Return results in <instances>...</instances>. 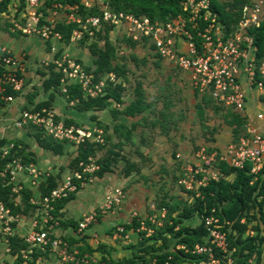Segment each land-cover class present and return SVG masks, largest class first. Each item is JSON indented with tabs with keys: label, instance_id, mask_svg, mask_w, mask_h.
I'll return each instance as SVG.
<instances>
[{
	"label": "built area",
	"instance_id": "obj_1",
	"mask_svg": "<svg viewBox=\"0 0 264 264\" xmlns=\"http://www.w3.org/2000/svg\"><path fill=\"white\" fill-rule=\"evenodd\" d=\"M79 1L85 7H91L95 3L94 0ZM249 2L242 6L241 17L236 27L228 35L224 34L218 13L210 9V0H182L180 3L184 13H179L164 21H152L146 15L136 16L122 12L116 14L103 4L101 18L98 15H90L83 20L78 13L77 4L60 3H53L47 9L48 15H44L39 10L40 0H26L25 11L21 14L23 20L10 19L9 30L24 35H36L44 40H60L61 34L54 30L55 23L61 20L59 12H61L65 23L77 24V27L71 31L70 41L79 40L84 33L92 36L95 30L102 26V21H107L114 26L122 25L134 40L146 38L163 58L174 66L187 71L191 83L200 92L208 90L218 103L243 110L246 94L243 90L241 75L245 74V81L249 87L264 88V56L256 57V46L247 33V28L259 25L264 0H249ZM52 63L54 68L61 70L70 81L80 84L84 95L90 97L103 93L106 78L114 81V75L108 73L95 82L93 74L86 71L84 65L68 53H61L58 57L53 58ZM24 69L23 60L14 55L7 47L0 45V107L13 101V95L6 92L8 88L20 92L23 90L26 83ZM256 118L259 121H264V111L257 112ZM14 126L18 128L37 126L53 139L73 142L76 146L85 139L99 144L105 143L101 127L65 125L62 118L57 117L53 110L45 107L36 111L23 109L14 119ZM12 149V142L0 147V158L8 157L3 167L0 168V183H11V191L20 195L24 182H21L18 175H26L29 184L36 185L43 173L32 162L23 163L20 157L12 154ZM193 154L197 161L187 162L181 167L182 174L178 183L182 184L186 190H192L193 197H200V188L205 186L209 179L218 178V173H212L211 169V165L216 161H225L228 165L239 168L249 161L252 174L262 171L264 169V134L253 123L247 122L245 132L237 142H229L221 151H207L205 146H200ZM78 166L81 167L80 170L65 175L59 184L50 189L47 194L29 198L31 204L34 203L45 208L40 219V227L45 225L46 228L34 229L37 220L33 219L24 240L41 249L49 243L50 249L56 250L59 260L63 264L68 261H72L74 264H85L89 261L96 263L99 260L93 256L89 257L86 252L80 255L77 248H72L69 251L66 242L58 236L52 239L49 237L48 230L57 223L55 221L49 223V220L52 219L49 211L53 207V202L66 196L67 192L85 186L87 178L91 177L87 174L98 169V164L93 157H88L87 162H79ZM75 179L79 180L78 185L74 182ZM124 195L122 188H107L100 208L104 210L119 206ZM260 198L264 199V190ZM165 214V207L158 208L154 203H151L150 212L145 217L138 219L136 231H143L144 236H150L154 230L153 226H160L163 223ZM17 217L18 215L15 217L10 215L9 208L0 201V222L2 223L1 232L4 241L13 230L9 222L16 220ZM95 220L96 212L83 214L78 219L77 233H82ZM146 221L149 222L148 225ZM202 222L206 230L205 240L202 244H195L191 250L192 253L200 255V257L189 264H235L233 254L237 248L235 245L230 247L227 240V226L230 222L228 220L220 222L213 207L203 216ZM249 235H253V232L249 231ZM114 237L128 240V233L123 225L115 226ZM93 238L96 241V235H93ZM23 256L26 257L24 252ZM169 258H171L170 255L164 262H158L154 258L151 264H166ZM253 260L254 254L248 258L247 262L253 264ZM0 264H4V262ZM100 264L105 263L100 262Z\"/></svg>",
	"mask_w": 264,
	"mask_h": 264
},
{
	"label": "trees",
	"instance_id": "obj_2",
	"mask_svg": "<svg viewBox=\"0 0 264 264\" xmlns=\"http://www.w3.org/2000/svg\"><path fill=\"white\" fill-rule=\"evenodd\" d=\"M182 0H103L100 3H94L91 7H85L79 0H40L39 10L44 15H48L47 9L51 7L53 3L60 4H77L78 13L84 20L90 15H98L102 17V6L104 5L108 10L113 13L122 12L124 14H133L136 16L146 15L150 20H167L179 13H184L181 8ZM245 3H250L249 0H210V9L215 10L218 13V19L223 27L225 35H228L235 27L238 20L241 17V8ZM103 4V5H102ZM26 0H0V26L1 20L4 26L1 29H6L11 35L20 34L19 32H11L8 28L11 26L10 19L21 21L23 18L21 14L25 11ZM7 16H10L7 17ZM102 26L95 30L92 36L84 33L82 38L79 39L80 43H85L91 56L92 63L89 66H85L86 71L93 74V80L99 81L106 76L108 72H113L115 76L121 77V81L115 82L105 79L103 86V93L90 97L84 95V91L80 84L70 81L61 70H56L52 61L46 66L45 70H38L40 74V84H33L31 90L26 94V98L31 103L29 110H40L41 108H51L55 95L57 93L62 94L65 97L66 102L73 101L72 107L79 111H91L90 119L98 126L102 127L105 132V143L99 144L85 139L78 143L76 153L69 160L67 167L73 170H80L78 166L79 162H87L88 157L95 158V162L98 164V169L94 172L97 177H102L105 171H111L112 164L124 159L125 166L123 168V174L129 175L134 170V164L130 163L123 154L119 152L121 149V142L109 143V137L106 134L108 126L98 121L96 114L93 111L109 108L110 111L115 113H122L124 115H138L148 104L144 102V88L140 78H136L133 85V98L124 106L123 109L117 110L111 106V100L116 102H123V91L125 89L124 83L128 79V73L131 72L128 63L132 62L135 66L145 60L138 57L135 52H130L127 55H118V49L121 47V42H125L127 46L133 47L138 43H143L146 38H140L134 40L131 36H125L119 40L115 38L112 42L109 39V32L114 27H121V25L114 26L107 21L101 22ZM76 23H65L63 19L55 23L54 30L61 34V40L68 43L70 41L71 31L76 28ZM247 33L251 36L253 44L256 46V57L261 58L264 56V6L260 23L258 26H252L247 28ZM49 40V39H47ZM143 40V41H142ZM48 49L50 48L49 42ZM151 47L152 44H150ZM62 52L56 51L54 58L58 57ZM156 57L161 58L158 54ZM78 61V59H76ZM79 62V61H78ZM81 63V62H80ZM82 64V63H81ZM25 70V69H24ZM117 78V77H116ZM129 80V79H128ZM41 89V93H45V98H40L38 101H34L35 96L39 93L38 89ZM65 88V90H63ZM7 93L15 96L20 91H13L11 89L6 90ZM196 95V94H195ZM201 101L204 105H208L211 102L209 96H202ZM202 103H199L198 109L201 112ZM168 107L166 102L165 108ZM226 111L221 114L223 121L230 125L232 128L233 140L231 142H237L238 137L243 133L245 128V118H243L238 111L227 106ZM164 108V109H165ZM28 108H24V110ZM52 109V108H51ZM19 116V115H18ZM17 116V117H18ZM16 117V118H17ZM65 125L79 124L69 119L64 120ZM137 123H133L130 127H126L122 123H115L113 126V132L118 138L124 137L128 140L135 130ZM24 127V126H23ZM22 127V128H23ZM35 129L34 136L37 144L50 151L52 154H63V142L53 139L51 136L46 135L42 129L37 126H33ZM242 132V133H241ZM9 142L13 143L12 154L20 157L22 162L28 164L29 162H35L34 153L30 150L29 142H24L19 138H1L0 147ZM118 148V150H114ZM100 153V154H99ZM8 157L0 158V168L3 167ZM216 165L222 172V176L217 180L209 179L205 186L200 188V197H193L192 190H186L185 187L178 183V179L181 176L180 171L178 176L172 177L173 183L178 185V188L182 190L184 197L168 195V198L157 200L156 207H165L166 214L163 218V223L160 226H153L154 230L150 236H144V232H139L141 236L140 240L133 247V251L130 255L125 257H113L111 251L105 248V245L99 244L96 248H91L88 245H74L78 241H83L79 238L60 237L68 246V250L77 248L80 255L88 252V256L91 257L94 251L101 253L98 262H88L85 264H151V261L155 258L158 262L165 261L170 255L166 264H189L192 261L199 259L200 255L192 253V249L195 244H202L206 237V230L203 227L202 218L210 211V208H214L215 214L219 217L220 222L228 220L230 224L227 226V240L229 246L237 248L234 252L235 264H249L248 258L254 254V263H260V257L264 252V201L259 200L258 197L264 190V169L257 174L250 172L251 163L245 162L243 167H233L228 165L225 161H216ZM138 170V169H137ZM63 169L59 170L55 174H49L46 176L38 186L40 195L43 196L49 192L50 189L57 186L61 181ZM21 175H18V177ZM231 176V177H230ZM230 177V178H229ZM23 182V179H21ZM77 183L79 181L77 180ZM11 183H0V201L9 208L10 215L14 216L18 214H29L32 210V214L39 210L38 214L41 216L44 214V207L37 204H31L29 197L32 195V190L28 188H21V202L20 204H14L13 198L17 195L11 191ZM74 191L67 192L66 196H63L53 202V207L49 211L52 219L49 223H53L59 216L62 215L60 211L61 207L65 205L70 199L74 198ZM38 216V215H35ZM197 217L195 223H191L193 218ZM243 219V221H241ZM255 221L254 223L252 221ZM40 220H38L39 222ZM61 223L65 225L76 226L75 220L66 219L61 220ZM149 224V222H147ZM9 225L14 228L15 220L10 221ZM36 225H39L38 223ZM138 222L134 219L132 226L136 227ZM248 227L256 230L255 235H248L242 238ZM40 228H46L43 225ZM125 226L124 229H127ZM2 229V227H1ZM52 228L49 231V237L52 239L56 237L53 235ZM235 231L234 235L232 231ZM25 236V235H24ZM24 236H19L12 230L11 234L6 237V245L9 247L11 255L14 256L11 264H36V258L38 255H43L50 249L49 243H47L43 249L30 245L24 240ZM152 240L153 242H150ZM179 245V246H178ZM26 257L23 256V252ZM57 253V252H56ZM58 256V254H57ZM59 258V257H58ZM6 264V262H4ZM8 264V263H7ZM66 264H74L72 261L66 262ZM84 264V263H82Z\"/></svg>",
	"mask_w": 264,
	"mask_h": 264
},
{
	"label": "crops",
	"instance_id": "obj_3",
	"mask_svg": "<svg viewBox=\"0 0 264 264\" xmlns=\"http://www.w3.org/2000/svg\"><path fill=\"white\" fill-rule=\"evenodd\" d=\"M58 15L61 19H63L62 14L58 13ZM119 28H123V26L121 25V27ZM116 30H118V27L112 28V30L109 32V39L112 42L115 41L114 33L116 32ZM4 31H6L9 36L2 37L0 45L7 47L11 50L14 55L23 60L25 64L24 77L26 82L23 90L17 95L13 96L14 98L12 102L15 103L12 104L8 110H6V112L8 111V113L12 114L14 112H19L20 114V112L25 107L29 109L32 106L31 103H29V101L27 100L26 94L29 92L33 84H37L38 86L40 84L39 80L34 81L33 77L31 76L32 74H30L32 78L29 77L28 64L29 61H33V58L35 57L32 53V51L34 52L35 50L34 48H36L37 50H39L40 48L46 49V51L51 56L49 62L53 60L56 51L62 53L63 51H69L70 54L68 52L64 53H68L69 55L75 57L83 65L89 66L92 63V56L88 48L86 47V44L80 43L79 40L69 41L68 43L62 41L61 39L59 41L56 40L57 42L61 43V46H56L57 48H55V44H53L52 42L54 40H44L35 35L37 38H39L40 43H42V45H35L29 42V47L26 49L25 47H23V45L22 49L20 47V44L18 47L15 48L13 44V39L17 40L20 36L30 35H11L10 32H8L6 29ZM123 31L125 32L124 35L128 36V33L126 32L125 28ZM120 36V38L123 37V35ZM48 42L50 44L49 49L47 44ZM145 46H147L148 50L152 48L148 40H145L143 43H138L133 47L127 46L125 42H121V47L129 49L130 52H136V48L138 47L146 48ZM151 51L153 52V50ZM29 52L32 53V57H28ZM141 58L144 59L146 65L148 64L151 67L152 71L155 72V76L159 75L158 77L160 82H156L155 78L147 81L148 74L145 73H142L139 76H136L132 73H128L129 80L127 79L126 83H124L125 89L123 91L122 104L120 102L114 101L113 99L110 100L112 107H115L117 110L123 109L124 106L128 104L133 98V89H131L130 87V82H133V80H136V78L142 77L144 78V102L148 104L147 108H145L140 114L134 116L124 115L120 112L115 113L110 111L107 107L102 110L93 111L96 114L98 121L108 126V129L106 131V134L109 137L108 144L121 142L122 147L119 152L123 154V156H125L130 163L134 164V170H132L129 175L125 176L123 174L125 161L124 159H119V161L111 165V171H105L102 177H97L94 175V172L96 170L91 174H87L94 179V182H92L91 185L86 184L85 186L77 187L76 191L74 192V198L70 199L65 205H63V207H61L59 212H61L62 215L59 216V219L55 220V222L57 223L55 224L51 232L55 236H63L64 238H68L70 236L73 238H79L80 236H82L81 238L83 239V241L80 240L77 243H74V245H83L82 243L84 242L85 245H88L92 249L96 248L99 244H101H96L93 240V235H97L96 232H98L104 235L103 237H100V241H105L110 245L107 246L105 244V248L109 249L110 251H113L114 255H116L115 257L120 258L130 255L133 251V247L141 238L139 232L136 231V227L138 225L136 227L132 226V222L134 221V219L138 222L139 218L145 217L147 213L150 212V204L154 203L156 206V201L163 199V197L165 199L168 198V195L179 196V198L184 197L185 193L180 190V188H178L177 190L175 187H178V185L171 181L172 177L179 175L181 167L184 164H186L187 162L192 163L197 161V158L194 156L193 152L200 146H205L207 151H221L224 149V147H226V144L231 141H234L231 126L226 124L221 117V114L226 111V108H228L226 105L218 103L211 96L208 90L200 92L191 83L187 71L174 66L165 58ZM47 64L42 65V68L37 69L45 70V66ZM108 73H112L114 75L115 82L121 81V77L115 76L113 72ZM180 75H185V81L179 78ZM39 76L40 75H38V77ZM241 78L243 90L246 94L245 106L243 110H237L233 107L232 109L238 111V113L243 118H245L244 126L247 122H251L255 126H257L258 129L264 134V121H259L256 118L257 112L264 111V88L257 89L249 87L245 81V74H242ZM186 86L189 87V89H187V92L190 91V94H192L191 101L185 100V97L183 95L184 87ZM151 88H154V90L152 94L148 92V96H150V94L152 96V99L149 100L147 98L146 91H149ZM38 92L39 93L35 96L34 101H38L40 98H45L46 96L45 93H41L40 88L38 89ZM202 96H209L211 98V103L208 105H204L203 101H201ZM72 102L73 101H69L67 103L65 97L62 94L57 93L55 95L51 107L52 109H50L55 112L57 117L62 118L63 120L71 119L78 123V126H91V124H93V121L90 119V114L92 112L79 111L71 106V104H73ZM166 102L168 103L167 108H165ZM180 103H182L183 105L178 106V104ZM199 103L203 104L201 112L198 109ZM1 108L2 107H0V111L2 110ZM209 112L213 114L211 116L212 120L215 117H218L220 122L216 124L214 122L210 123L208 120ZM84 114L88 116V120H91L89 124H87L86 122L81 124V122L86 121ZM115 123H122L127 128L130 127L133 123H137V125L135 126L136 128L131 134L130 138L126 140L124 137L118 138L115 133L113 134L112 130ZM96 126L98 125L96 124ZM34 131L35 129H33V133ZM242 132H245V128L242 130ZM3 137L5 138L6 136ZM31 137L33 138V140L31 141L30 139L29 141L30 150L34 153V158L36 160L32 163L42 171L43 176L40 178L36 185H30L28 177L26 175H21L20 179H23L24 188L32 190V195L30 197L36 198L40 196V192L38 189L39 183L46 176H48L49 174H55L61 169H63V177L69 174L70 172L75 171H71L67 167V164L71 157H73L76 153L77 146L73 142L61 141L63 142L62 144L64 146L63 154L55 155L52 154L50 151L40 147L35 141L34 136ZM18 138H21L24 142H28L26 138ZM114 150H118V148ZM177 155L179 156L177 157ZM64 161L66 162L64 163ZM211 169L212 173H218V178L223 175L218 166L216 165V162L211 165ZM136 176L138 179H140L141 183L140 186H136L138 190L137 193L134 192L136 188H133L132 186L133 183L137 182V179L134 178ZM130 177L132 180H130ZM77 180L78 179H75L74 182L78 185L79 183H77ZM101 180H105L103 185L96 184L92 188V192L86 191L89 186H92L93 184H95V182ZM107 187H122V189H125L123 190L125 191V195L119 206H115L108 209V212H104V215H99V212L103 211L100 208L102 203L101 197ZM84 190L86 192L85 198L83 200L82 192ZM90 196H93V200L90 198ZM258 199L264 201V199L260 198V196L258 197ZM13 200L14 204H20L21 194L16 195ZM94 211H96L97 215L99 216L98 219H96L97 221L95 220L94 222L89 224L82 233H77L76 227L78 219L83 214ZM38 212L39 210H37V212L35 211V213L32 214L31 210L29 214H18V217L15 220V227L13 228L14 233L21 237L24 236L30 229L33 219H36L37 223L39 224L35 225L34 227V229L38 230L41 226L40 221L38 222V220H40V214H38ZM60 219L75 220L76 226L72 227L71 225H65L64 223L60 222ZM241 220L243 221V219ZM252 222L254 223L255 221L253 220ZM118 224H121L124 227L128 226V228L125 229V231L128 233V240H126L128 242H126L122 238L114 237L115 226ZM1 227L2 223L0 222V263L6 262V264H11L13 262L14 256L11 255L9 247L6 245L3 239ZM249 231H252L253 235H255L256 233V230H253L251 227H248L246 232L243 234L242 238L248 236ZM233 234L235 235L236 232L234 231ZM122 240L127 243V246H123L125 249L127 248L128 250L126 253L120 252L119 249L121 247L119 241L122 242ZM91 256L100 259L101 253L99 251H94ZM36 264L63 263L60 262L56 250L54 251L52 249H49L43 255L37 256ZM259 264H264V252L260 257Z\"/></svg>",
	"mask_w": 264,
	"mask_h": 264
},
{
	"label": "rangeland",
	"instance_id": "obj_4",
	"mask_svg": "<svg viewBox=\"0 0 264 264\" xmlns=\"http://www.w3.org/2000/svg\"><path fill=\"white\" fill-rule=\"evenodd\" d=\"M103 1V0H102ZM250 1H255V0H250ZM95 2L97 3H100L101 2V0H95ZM260 13V12H259ZM59 14H61V12H59ZM260 15V14H259ZM258 15V17H260ZM261 15H262V13H261ZM7 17H9L10 18V16H7ZM5 25V23L3 24V22H2V20H1V26H4ZM1 26H0V43H1V40H2V37H4V36H9L8 34H7V32L6 31H4L3 29H1ZM124 28H118V30H116V32L114 33V37L116 38V39H120V35H123V37L125 38V35H124ZM38 37V36H37ZM35 35H30V36H20L17 40H15V39H13L14 40V42H13V44H14V46H15V48L16 47H18L19 46V44H20V47L23 49V47H25L26 49L29 47V42L30 43H32V44H35V45H38V44H41L42 45V43H40V40H39V38H37ZM54 40V39H53ZM121 40V39H120ZM59 41V40H58ZM53 42V44H55V48H57V47H60L61 46V43L60 42H57L56 40H54V41H52ZM24 45V46H23ZM23 46V47H22ZM57 46V47H56ZM146 48H143V47H138V48H136V52H135V54L138 56V57H152V58H154V57H156V54H158L162 59H164L161 55H160V53L158 52V50L155 48V47H152L151 49H147V46H145ZM22 49H20V50H22ZM35 50H34V52L32 51V53L34 54V58H33V61H29V64H28V70H29V77L30 78H32L33 77V79H34V81H37V80H39V82H40V78L38 77V75H40V74H38L37 73V68H42V65H45V64H47L48 62H49V60H50V54L46 51V49H42V48H40L39 50H37L36 48H34ZM33 50V49H32ZM151 50H153V52L151 51ZM15 51V50H14ZM63 52H68L69 54H70V52L69 51H63ZM32 53H30L29 52V54H28V57H32L33 55H32ZM130 53V50L129 49H126L125 47H120L119 49H118V55H127V54H129ZM128 65H129V68H130V70H131V72H133L136 76H139V75H141L142 73H145V74H148V76H147V81H149V80H151V79H153V78H155L156 79V82H160L159 81V75L158 76H155V72H153L152 71V69H151V67L147 64L146 65V63L144 62V64L142 63V62H140V64H138L137 66H135L132 62H129L128 63ZM166 70V69H165ZM33 72V73H32ZM30 74H32L31 76H30ZM162 76V75H161ZM181 80H184L185 81V75H180V77H179ZM143 79L144 78H140V80L142 81V83L144 82L143 81ZM162 79H164V78H162ZM134 81L135 80H133V82H130V87H131V89H133V85H134ZM151 87V86H150ZM187 89H189V87H184V93H183V95H184V97H185V100H189V101H191L192 100V98H191V95L192 94H190V91L189 92H187ZM31 90V89H30ZM153 90H154V88H151L149 91H146V94H147V98L149 99V100H151L152 99V96H151V94H152V92H153ZM183 90V89H182ZM148 92L149 93H151L150 94V96H148ZM15 102H8V103H5L3 106H1L2 108V110L0 111V139L1 138H4L3 136H6L5 138H18V137H22V138H26L27 139V141L29 142L30 141V139H31V141L33 140V138L31 137L32 135V133H33V127H31V126H25V127H21V128H18V127H16V126H14V119L18 116V114H19V112H14V113H8V111L6 112V110H8L9 108H10V106L12 105V104H14ZM181 105H183L182 103H180V104H178V106H181ZM10 115V116H9ZM213 114H211V112H209V122L210 123H218V122H220V120H219V118L218 117H215L213 120L211 119ZM14 116V117H13ZM84 116H85V120L86 121H84V122H81V124H83V123H87V124H89L90 122H91V120L89 119L88 120V116L87 115H85L84 114ZM214 116H216V115H214ZM213 116V117H214ZM13 117V118H12ZM86 124V125H87ZM88 127H97L96 126V124L93 122V124H91V126H88ZM104 131V130H103ZM113 131V130H112ZM26 133V134H25ZM4 134H6V135H4ZM28 134V135H27ZM113 134H114V132H113ZM28 137V138H27ZM21 139V138H20ZM22 140V139H21ZM29 144H30V142H29ZM139 146V145H138ZM140 147V146H139ZM67 158V157H66ZM66 161H64V163H65ZM63 177V176H62ZM134 178H136L137 179V182L136 183H133L132 184V186H133V188H136L135 190H134V192H136L137 193V187L136 186H140V179H138L137 178V176L136 177H134ZM130 180H132L131 179V177H130ZM92 182H94V179L92 178V177H90V178H87V180H86V183L88 184V185H91L92 184ZM104 182H105V180H101V181H98V182H95V184H93L92 186H89L87 189H86V191H89V192H92V188L96 185V184H98V185H103L104 184ZM128 182H129V180H128ZM175 187V186H174ZM107 188H109V187H107ZM106 188V189H107ZM120 188H122V187H120ZM177 190H178V187L176 186L175 187ZM106 189L104 190V193H103V195H102V197H101V200H102V202H103V199H104V196H105V192H106ZM123 190H125V189H123ZM85 190L82 192L83 194H82V198H83V200H84V198H85V192H86ZM128 191V190H127ZM125 192V191H124ZM87 197H89V196H87ZM90 198L93 200V196H90ZM81 201H82V199H81ZM101 205H102V203H101ZM94 212H96V211H94ZM106 212H108V209H104L102 212H99L100 214L99 215H104ZM98 215H97V212H96V219H98ZM97 221V220H96ZM197 221V217H195V218H193L192 220H191V223H195ZM96 241H95V243L96 244H99V243H101V244H103V245H107V246H110L108 243H106L105 241L104 242H102V241H100V237H103L104 235H102V234H100V233H98V232H96ZM126 242H128V241H126ZM150 242H153L152 240H150ZM119 244L121 245V247L119 248L120 249V252H127L128 250H127V248L125 249L123 246H127V243H125V241H123L122 240V242H120L119 241ZM111 255L113 256V257H115L116 255H114V253H113V251H111Z\"/></svg>",
	"mask_w": 264,
	"mask_h": 264
}]
</instances>
